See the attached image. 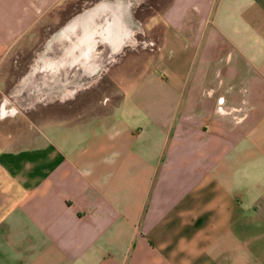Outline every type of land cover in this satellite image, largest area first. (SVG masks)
Listing matches in <instances>:
<instances>
[{"label":"crops","instance_id":"crops-1","mask_svg":"<svg viewBox=\"0 0 264 264\" xmlns=\"http://www.w3.org/2000/svg\"><path fill=\"white\" fill-rule=\"evenodd\" d=\"M155 4L0 0V264H264V0Z\"/></svg>","mask_w":264,"mask_h":264},{"label":"rangeland","instance_id":"rangeland-1","mask_svg":"<svg viewBox=\"0 0 264 264\" xmlns=\"http://www.w3.org/2000/svg\"><path fill=\"white\" fill-rule=\"evenodd\" d=\"M150 2H152V5L155 4L156 0H149ZM155 6H157L155 4ZM158 7V6H157ZM153 12H156V10H153ZM152 33H154L156 35V38H159L162 34V27L161 26H152ZM140 46L142 47V54H141V62L142 64L145 63L148 60V57L144 55V51L143 50V45H145V43L143 42V38L141 37L140 42H139ZM159 46H160V41L159 39L157 41L152 42V62L154 61V59L156 58L158 51H159ZM131 72V70H130Z\"/></svg>","mask_w":264,"mask_h":264}]
</instances>
